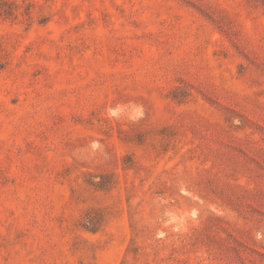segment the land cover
<instances>
[{
	"label": "rangeland",
	"instance_id": "1",
	"mask_svg": "<svg viewBox=\"0 0 264 264\" xmlns=\"http://www.w3.org/2000/svg\"><path fill=\"white\" fill-rule=\"evenodd\" d=\"M0 264H264V0H0Z\"/></svg>",
	"mask_w": 264,
	"mask_h": 264
}]
</instances>
